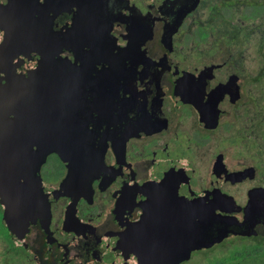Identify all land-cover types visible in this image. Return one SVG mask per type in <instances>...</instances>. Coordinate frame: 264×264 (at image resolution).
Segmentation results:
<instances>
[{
    "label": "flooded vegetation",
    "instance_id": "obj_1",
    "mask_svg": "<svg viewBox=\"0 0 264 264\" xmlns=\"http://www.w3.org/2000/svg\"><path fill=\"white\" fill-rule=\"evenodd\" d=\"M44 4L37 5L43 10ZM68 4L52 13L56 33L92 31L112 45L100 56H91L88 46L58 56L73 66L91 60L94 75L113 77H101L115 86L114 124L104 130L112 128L125 150L108 141L92 189L79 197L59 196L68 169L57 154L41 177L0 181V264L166 261L182 252L174 220L195 211L244 227L179 264H264V146L261 160L249 159L258 143H251L252 115L260 107L252 105L250 73L234 62V50L251 37L249 21H260L253 32L263 34L264 0ZM2 36L0 27V43ZM37 62L21 63L17 79L25 82ZM237 150L247 157L235 164Z\"/></svg>",
    "mask_w": 264,
    "mask_h": 264
},
{
    "label": "water",
    "instance_id": "obj_2",
    "mask_svg": "<svg viewBox=\"0 0 264 264\" xmlns=\"http://www.w3.org/2000/svg\"><path fill=\"white\" fill-rule=\"evenodd\" d=\"M39 1L0 0V181L15 185L24 182L28 173L41 177L48 157L57 154L68 169L59 196L74 198L92 189L93 174L105 157L108 141L112 140L114 147L116 143L117 150H125L126 142L121 143L118 134L110 132L112 128L104 130L105 124H114L109 120L115 117V86L101 78L109 75L99 78L93 74L91 60L73 66L58 53L88 46L91 56H100L112 44L107 35L92 31L74 34L70 28L56 33L52 13L66 9L69 0H45L43 10L37 5ZM83 24L91 25L88 30L94 29L93 22ZM22 55L26 59H21ZM35 58L36 67L28 72L25 82H20L18 66ZM9 65L10 73L6 69ZM187 216L189 219H177L172 224L182 252L150 264H179L193 250L211 247L244 227L204 211L188 212ZM185 221L188 227H184Z\"/></svg>",
    "mask_w": 264,
    "mask_h": 264
},
{
    "label": "rangeland",
    "instance_id": "obj_3",
    "mask_svg": "<svg viewBox=\"0 0 264 264\" xmlns=\"http://www.w3.org/2000/svg\"><path fill=\"white\" fill-rule=\"evenodd\" d=\"M251 22V33L248 34V40H246L244 47L240 50H234V62L236 64L240 63L241 66L246 68L250 76H246V84L252 96L255 98V102L252 105L256 104L260 107V111L252 115V128H251V139L252 142H258L256 145H252L250 149L249 159L251 161H257L262 159L260 152V147L264 146V14H263V34L258 32H253L254 29L260 24V21H249ZM239 39V38H237ZM245 40L240 42L244 43ZM242 52L243 55L239 53ZM263 70V78L259 81L260 73ZM261 104V105H260ZM258 107V108H259ZM224 136V135H222ZM241 143H245V139L240 140ZM237 147V146H236ZM238 149V147H237ZM247 157L243 152L235 151L234 160L235 164H238V161L245 160ZM189 264H197V261H193ZM220 264H223L221 262ZM245 264V263H241Z\"/></svg>",
    "mask_w": 264,
    "mask_h": 264
},
{
    "label": "trees",
    "instance_id": "obj_4",
    "mask_svg": "<svg viewBox=\"0 0 264 264\" xmlns=\"http://www.w3.org/2000/svg\"><path fill=\"white\" fill-rule=\"evenodd\" d=\"M59 173L61 174V171Z\"/></svg>",
    "mask_w": 264,
    "mask_h": 264
}]
</instances>
